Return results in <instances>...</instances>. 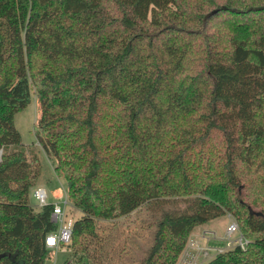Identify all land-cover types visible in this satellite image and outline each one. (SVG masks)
Listing matches in <instances>:
<instances>
[{
  "label": "trees",
  "instance_id": "trees-1",
  "mask_svg": "<svg viewBox=\"0 0 264 264\" xmlns=\"http://www.w3.org/2000/svg\"><path fill=\"white\" fill-rule=\"evenodd\" d=\"M33 93L81 212L61 264L110 263L102 222L142 208L150 246L124 263L178 264L230 214L246 249L204 264H264V0H0V264H49L58 229L54 204L30 205L43 163L15 128Z\"/></svg>",
  "mask_w": 264,
  "mask_h": 264
},
{
  "label": "rangeland",
  "instance_id": "rangeland-1",
  "mask_svg": "<svg viewBox=\"0 0 264 264\" xmlns=\"http://www.w3.org/2000/svg\"><path fill=\"white\" fill-rule=\"evenodd\" d=\"M33 101L22 111L18 112L15 115V128L21 135L22 144L29 151L33 150L38 154V157L43 163V176L39 183V186L44 187V189L48 192V204H62L67 195V186L65 182L58 178L54 174V167L52 160L46 155V153L40 147V144L37 141L34 127L38 120V105L36 102V97L33 93ZM29 202L33 207L38 206V202L34 197V190L32 189L29 194ZM158 216V213L154 214V217ZM81 217V212L70 204L66 206V218L68 222L73 223L75 220ZM149 220V214L146 208H142L126 217H122L120 219H116L113 221H103L102 223L105 226H112V246H114L113 253L110 254V263L106 264H134L133 262H123L122 258L119 259L115 255V251L125 250V251H133L135 254H143L142 252L148 249L150 246V236L152 238V227L147 228V224H143V222H147ZM236 222L239 225L238 220H236L232 215L227 214L220 218H217L207 225L203 227H199L198 229H204L206 227H211L215 230L216 234L220 236L218 239L215 235V239H210L208 242L212 246H221L225 247V243L227 242L226 238V230L230 223ZM198 233V230L196 231ZM239 237V233H234L231 237V240H235ZM208 238H211L209 235ZM217 238V239H216ZM189 241L187 246L188 250L184 257L189 258L188 260L180 259L178 264H204L210 259H212L215 255L214 252H209V257H204L200 248L205 247L206 240L199 241ZM205 241V242H204ZM70 251H66L65 249L57 250L52 249L51 254L49 256V264H61L62 258L61 256H65ZM132 256V255H131Z\"/></svg>",
  "mask_w": 264,
  "mask_h": 264
},
{
  "label": "built area",
  "instance_id": "built-area-1",
  "mask_svg": "<svg viewBox=\"0 0 264 264\" xmlns=\"http://www.w3.org/2000/svg\"><path fill=\"white\" fill-rule=\"evenodd\" d=\"M34 197L38 202V206L42 207L48 204V192L42 186H37L34 189ZM69 205L67 196L62 204L55 203L53 212H52V221L57 225L58 229L55 233L49 235L46 238V245L51 249H58L60 244H68L71 240L72 235V224L68 222L66 218V206ZM234 233H239V237L235 240H231V237ZM227 242L225 247L221 246H212L208 242L207 238L206 245L200 250L203 253L204 257H209V252H214L215 255L226 252L227 250L233 249L235 247H240L241 249H246L248 245V240L244 238L241 234L239 226L236 222H232L228 225L226 230ZM211 239H215V235H211ZM214 255V256H215Z\"/></svg>",
  "mask_w": 264,
  "mask_h": 264
},
{
  "label": "crops",
  "instance_id": "crops-1",
  "mask_svg": "<svg viewBox=\"0 0 264 264\" xmlns=\"http://www.w3.org/2000/svg\"><path fill=\"white\" fill-rule=\"evenodd\" d=\"M205 226V225H203ZM200 226V227H203ZM199 228V227H198ZM196 228L195 231L192 233V235L190 236V242L193 241L192 239H194V241H197L199 243V241H203V240H207V238L209 237V235L211 236L212 234L216 235L217 238L219 239L220 236H218L215 232L214 229H212L211 227H206L204 229H198ZM198 230V233H196V231ZM216 238V239H217ZM211 239V238H210ZM210 239H208V241H210ZM221 239V238H220ZM205 242V241H204ZM206 243V242H205ZM189 244V243H188ZM188 246V245H187ZM188 248L186 247L185 251L183 252V254L181 255L180 259H184V260H188L189 258L184 257V255H186ZM179 259V260H180Z\"/></svg>",
  "mask_w": 264,
  "mask_h": 264
}]
</instances>
